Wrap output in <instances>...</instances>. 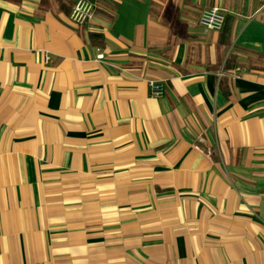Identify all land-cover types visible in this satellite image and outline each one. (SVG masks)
I'll return each instance as SVG.
<instances>
[{"label": "crops", "instance_id": "0c3cea01", "mask_svg": "<svg viewBox=\"0 0 264 264\" xmlns=\"http://www.w3.org/2000/svg\"><path fill=\"white\" fill-rule=\"evenodd\" d=\"M75 1L0 0V264H264V0Z\"/></svg>", "mask_w": 264, "mask_h": 264}, {"label": "built area", "instance_id": "2783aa9c", "mask_svg": "<svg viewBox=\"0 0 264 264\" xmlns=\"http://www.w3.org/2000/svg\"><path fill=\"white\" fill-rule=\"evenodd\" d=\"M94 15V4L88 0H76L70 9L69 19L76 25H83L89 22ZM224 14L216 6H209L201 10L198 17V24L205 31H219L224 24ZM49 57L43 54V62H48ZM148 92L151 97H160L165 90L164 82L156 79H148Z\"/></svg>", "mask_w": 264, "mask_h": 264}, {"label": "trees", "instance_id": "16d2710c", "mask_svg": "<svg viewBox=\"0 0 264 264\" xmlns=\"http://www.w3.org/2000/svg\"><path fill=\"white\" fill-rule=\"evenodd\" d=\"M224 22H225V20H224ZM93 36V35H92Z\"/></svg>", "mask_w": 264, "mask_h": 264}]
</instances>
